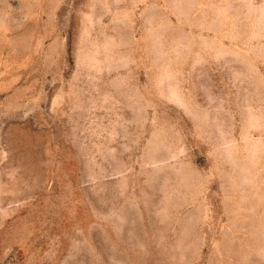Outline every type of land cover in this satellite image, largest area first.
<instances>
[{
  "label": "rangeland",
  "instance_id": "1",
  "mask_svg": "<svg viewBox=\"0 0 264 264\" xmlns=\"http://www.w3.org/2000/svg\"><path fill=\"white\" fill-rule=\"evenodd\" d=\"M0 264H264V0H0Z\"/></svg>",
  "mask_w": 264,
  "mask_h": 264
}]
</instances>
